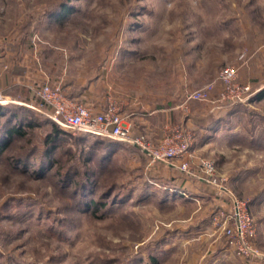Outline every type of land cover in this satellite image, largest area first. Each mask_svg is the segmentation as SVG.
<instances>
[{
    "label": "rangeland",
    "instance_id": "rangeland-1",
    "mask_svg": "<svg viewBox=\"0 0 264 264\" xmlns=\"http://www.w3.org/2000/svg\"><path fill=\"white\" fill-rule=\"evenodd\" d=\"M63 1L0 0V34L26 44L35 63L41 52L61 63L68 55L70 79L78 87H94V102L109 87L105 76L100 80L107 61L114 70L109 79L123 89L141 94L147 82L155 102H175L180 52L188 80L200 81L198 86L230 64L240 66L239 82L253 92L261 88L259 95L264 90V0H68L76 11L60 21L56 16ZM35 33L37 47L32 45ZM61 63L57 72L66 67ZM18 69L15 64L17 79ZM16 90L19 86L13 94ZM256 95L225 114H219L223 108L217 103L189 101L178 121L194 135V155L214 160L227 187L247 203L255 219V242L264 253V94ZM29 108L39 120L48 118ZM59 127L83 137L65 140L52 157L60 163L48 166L41 160L48 132L43 126L16 138L0 155V264H250L224 245L220 231L209 229L217 205L206 201V191L178 203L144 195L139 191L140 173L147 176L141 149L121 148L108 164L97 150L103 146L92 141L114 140ZM35 142L36 150L26 156ZM93 150L98 155L87 162ZM23 155L20 164L15 162ZM57 164L76 165L63 183L54 175ZM84 167L94 176L79 186ZM151 180L152 189H166ZM109 187L114 191L109 193ZM83 199L107 206L93 214Z\"/></svg>",
    "mask_w": 264,
    "mask_h": 264
},
{
    "label": "built area",
    "instance_id": "built-area-1",
    "mask_svg": "<svg viewBox=\"0 0 264 264\" xmlns=\"http://www.w3.org/2000/svg\"><path fill=\"white\" fill-rule=\"evenodd\" d=\"M37 35L34 34L33 47L38 45ZM239 70V65H224L213 79L186 93L185 104L196 100L217 103L218 108H230L248 103L255 92L249 84L238 81ZM44 74L43 80L28 84L37 101L36 105L9 98L1 91L0 104H24L47 116L70 133L84 132L135 146L141 149L146 157L144 171L149 177L158 165L167 164L177 167L191 180L202 181L214 187L216 198L220 199L221 204L211 215L212 229L220 231L224 236V245L250 264L264 263V253L255 242V219L248 210L247 203L227 187L228 179L219 175L214 160L197 158L194 155V135L186 124L180 122L166 127L161 140L155 143L143 135L133 133L132 125L121 111V104L112 95L108 96L104 107L96 108L68 97L61 80L52 81L50 75ZM213 94H216L215 99L212 98ZM172 190L185 197L189 196L188 192L181 188L172 187Z\"/></svg>",
    "mask_w": 264,
    "mask_h": 264
},
{
    "label": "crops",
    "instance_id": "crops-1",
    "mask_svg": "<svg viewBox=\"0 0 264 264\" xmlns=\"http://www.w3.org/2000/svg\"><path fill=\"white\" fill-rule=\"evenodd\" d=\"M165 21L166 20L163 22L165 23ZM51 50H56L55 46H51L50 51ZM130 52L132 55L136 54L135 51ZM31 53L28 51L26 44H22L19 41H15L14 38L11 39L8 36L0 34V91L7 97L20 102L36 105L37 101L34 98L33 93L30 91L28 84H31L34 81L43 80V77L45 76L44 73H46L51 76L52 81L61 80L63 82L64 92L68 97L74 99L83 98L82 101H86L91 106L94 104L93 106L96 108L104 107L107 103V94L110 93V95H113V97H115L121 104V111L127 117L128 122L132 125L133 133L143 135L155 143H158L161 140L166 127L179 123L178 113L182 110H187L188 103L185 104L184 101L186 93L196 88L200 83V81L188 80V72L185 66L186 62H181L182 56L180 52V61L178 60L177 63L179 73L176 77L177 79L175 78L178 84L177 89L180 91V96L175 102H172L171 99L163 101L158 100L155 102V100H157V95L152 94L151 91H153V88L147 82H145V85L142 87L141 94L138 92L131 93L130 89H123L119 83L116 84L115 82H112L109 79L108 74H111L112 72L114 73L112 67L113 63L109 64L107 61L103 67V74H100V80L102 81V78L105 76L106 86L109 85V87L106 90L105 96L102 97V94L101 97L99 96L101 99L98 103L97 101L94 102L93 100H90L91 97H96V95L92 93L94 92L93 90H95L94 87H87L86 85L78 87L77 81L70 79L71 75L66 71V68H68V55L65 56V60L61 63L59 58H56L55 60L48 59L45 58L44 54L41 52L39 55L34 56L37 61L35 63L33 61V52L31 51ZM60 63L62 65L65 63L66 67L60 70V72H57L55 69L59 67ZM15 64H19L20 69H18V73H21V75H18V79L14 73ZM111 70L112 72H110ZM170 82L171 81H169V83ZM14 86H19L20 92L16 90V94H13ZM21 88L24 90L23 92H21ZM259 90H261V88ZM259 90L255 91V93H259ZM119 93L123 95L120 96ZM227 111H229V108H223L218 112L219 114H225ZM142 159L145 163L144 166H146V157L144 154L142 155ZM150 178L159 182L171 183L174 187L187 191L189 195L188 197L190 198L192 195H199L203 193V191H206V197H204L206 201L210 200L217 206L221 204L220 199L217 200L216 198L214 187L202 181L191 180L188 176L183 175L177 167L160 164ZM207 190L210 191V194ZM205 193L202 195L204 196ZM208 222L210 223V221ZM209 229H212V227H209Z\"/></svg>",
    "mask_w": 264,
    "mask_h": 264
},
{
    "label": "trees",
    "instance_id": "trees-1",
    "mask_svg": "<svg viewBox=\"0 0 264 264\" xmlns=\"http://www.w3.org/2000/svg\"><path fill=\"white\" fill-rule=\"evenodd\" d=\"M63 2L64 3H61L62 4L61 9H60L61 12L56 16V19L60 21H62L64 18H66L67 15H70L75 10V8H72L69 5L68 0L63 1ZM262 94H264V90L260 93V95ZM260 95L258 93V95H256L257 98ZM1 120L5 122V125H4L5 127L0 126V155H3V153L5 152V149L10 147L11 144H13V142L16 140V138H19V139L23 138V136H25L29 131L35 130L37 127H42V126L47 127L48 132L46 133L44 141L42 143L44 145V150L41 156V160H44V161L47 160L48 166L51 165V163L53 162L60 163L59 157L56 158L55 160L52 159V157L58 152V150L60 149V146L65 143V140L67 141L73 140V139L80 140L83 138V137L72 136L71 134L63 131L59 127V125L55 123L53 120H51L50 118L39 120V117L36 115V113L33 110H31L29 107L27 106L24 107L16 103H9L5 105L0 104V121ZM12 122H14V124ZM84 140L85 141L87 140V142H91L89 136L87 137L84 136ZM30 142L32 144V140ZM92 142L103 146L102 150H99L98 148L97 150L99 151L100 155H102L103 158L102 157L101 158L102 159L105 158L108 164L112 161L113 157L116 155V152H119L121 148L127 149L128 152H135L138 149L135 146L126 145L118 141L108 142V141H104L103 139H95ZM93 143H91L90 145L93 146ZM37 145H38L37 142H35L33 149L27 152L26 156L33 154L37 148L36 147ZM139 152H141V155L144 154L142 150H139ZM93 153L94 154L92 155V157L91 155H89L86 158L87 162L91 161L95 156L98 155L96 150L95 151L93 150ZM107 153L109 154L108 157H107ZM23 157L24 155L18 156L15 159V162H18L20 164L23 160L22 159ZM39 164L40 162L38 163V165ZM66 166L67 165L64 164L63 167H61L60 164L59 165L57 164V170H55L54 172V175L60 176V179L62 181L60 180L59 182L61 183H63V181H65L66 178L70 177L71 176L70 171H72L73 168H76V165H68V167ZM64 168H66L67 170L63 172ZM82 170L83 172L80 173L78 180L76 182L77 184L79 183L78 184L79 186L82 185L81 184L82 181L87 183L94 176V171L91 170L90 168L84 167V169ZM139 176L143 178V181H142L143 184H142V187L139 188V191L140 190L143 191L144 195L148 194L151 198H153L154 196L160 195L162 196L161 199L163 200V202H172V203L185 202V201L191 200L190 197H185L181 195L179 192L172 190V186L174 187V185H172L171 183L161 182L162 184L164 183V185L168 187L166 189L165 188L152 189L154 188V185L151 182L152 181L151 178H149V176L148 177L145 176L143 172H141ZM110 187L108 189L109 193H111L115 189L114 187L110 189ZM136 188L137 187H134L131 190L130 192L131 196H129V199L133 198L134 190ZM83 201L85 202L84 204L87 206L88 209H90L91 207L94 208L92 211L93 214L96 213L98 207L107 206L106 202H101L97 199H91L90 202H87L84 199L82 200V202ZM152 260L155 261L154 258Z\"/></svg>",
    "mask_w": 264,
    "mask_h": 264
}]
</instances>
